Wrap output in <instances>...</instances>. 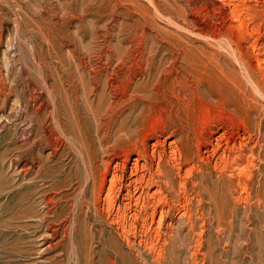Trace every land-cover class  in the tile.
Instances as JSON below:
<instances>
[{
    "label": "rangeland",
    "instance_id": "374dc122",
    "mask_svg": "<svg viewBox=\"0 0 264 264\" xmlns=\"http://www.w3.org/2000/svg\"><path fill=\"white\" fill-rule=\"evenodd\" d=\"M0 264H264V0H0Z\"/></svg>",
    "mask_w": 264,
    "mask_h": 264
},
{
    "label": "bare ground",
    "instance_id": "6f19581e",
    "mask_svg": "<svg viewBox=\"0 0 264 264\" xmlns=\"http://www.w3.org/2000/svg\"><path fill=\"white\" fill-rule=\"evenodd\" d=\"M177 112V111H176ZM178 158V157H177ZM198 158V157H197Z\"/></svg>",
    "mask_w": 264,
    "mask_h": 264
}]
</instances>
